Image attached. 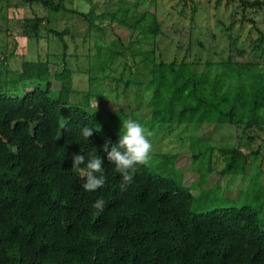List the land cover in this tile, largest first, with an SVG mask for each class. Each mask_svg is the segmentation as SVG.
<instances>
[{"label": "trees", "instance_id": "trees-1", "mask_svg": "<svg viewBox=\"0 0 264 264\" xmlns=\"http://www.w3.org/2000/svg\"><path fill=\"white\" fill-rule=\"evenodd\" d=\"M21 1L43 15L32 8V16L18 18L0 33L9 37L15 31L36 41L53 35L62 51L36 59L23 57L20 68L13 69L8 56L16 53L17 41L11 47L0 41V264H264L260 223V216L264 217V31L258 28L260 35L248 50L227 37L229 52L242 55L240 60L228 55L216 61H164L156 60L153 46L144 47L148 36L155 38L161 32L155 10L130 12L143 0L127 5L117 0L113 10H97L92 0ZM229 1L237 2L243 23L255 24L247 11H264V0ZM83 3L89 6L87 11L81 10ZM0 19L6 21L5 16ZM63 19L70 24L59 30ZM79 20L85 26L82 43L87 62L72 68L64 36L73 40ZM235 21L232 18L228 26L219 23L229 32ZM110 35L116 38L108 40ZM125 35L126 42L121 37ZM126 57L131 62L139 58L143 65L130 67L124 60L115 74L116 62ZM80 73L88 83L84 103L70 99L76 91L73 78ZM108 82L131 96L127 111H117L120 116H126L122 111L136 116L142 110V92L148 91L150 116L139 120L151 127L159 123L186 124L183 129L192 123L212 126L208 137L199 136L195 142L209 145L216 140L227 145L210 143L201 152L192 151L191 164L202 171L199 177L207 172L228 175L241 178L240 186L249 171L254 172L246 185L257 205L193 211L192 192L172 177L152 173L147 165H137L132 182L122 190V176L103 150L106 141L110 150L120 135L108 119L87 109L91 88L101 91ZM85 126L93 131L88 139L82 135ZM217 133H230L233 138ZM260 136L261 144L246 151L249 140ZM189 146L193 149V144ZM205 150L215 157V164L201 169L197 164ZM76 153L102 159L103 187L84 190L86 177L80 173L85 165L72 168ZM172 155L176 159L177 153ZM213 190H206V197ZM99 198L105 201L102 212L93 207Z\"/></svg>", "mask_w": 264, "mask_h": 264}, {"label": "rangeland", "instance_id": "rangeland-1", "mask_svg": "<svg viewBox=\"0 0 264 264\" xmlns=\"http://www.w3.org/2000/svg\"><path fill=\"white\" fill-rule=\"evenodd\" d=\"M96 4L97 10H113L117 8V0H92ZM143 0L141 1L136 10L130 12H136L141 14V11H153L155 10L158 21L161 24V32L153 38L148 36L144 42V47L149 49L152 46L156 51V60L172 61V60H201L206 58L210 60L224 59L230 55L233 59L240 60L242 55L238 54L235 50L229 52L227 37H232L237 40V45L244 50H248L253 41L259 37V29L264 31V11L251 12L247 11L246 16L255 20L253 23H243L241 20V9L237 7V2H231L229 0ZM228 1V2H227ZM137 0H124V3L134 4ZM7 4H10L9 7ZM14 4H18L14 6ZM123 5V4H121ZM32 8L36 9L39 15H43L39 9L22 3L21 0H0V17H6V21L0 19V29H4L6 25H14L18 18H24L32 16ZM194 13L192 14V12ZM235 11V17L232 13ZM193 15V19H192ZM129 22L134 20V17L129 13ZM235 19V24L229 32H227L219 22L222 21L226 26L229 25L231 19ZM69 21L63 19L59 21L57 28L59 30L69 25ZM259 28V29H258ZM121 28H116L117 32H120ZM126 30V29H125ZM129 31V29H127ZM13 31V30H12ZM85 31L84 22L82 20L75 22L73 28V40L71 37L64 36L68 45L67 54L72 57L69 60L72 62V68H76L77 64L83 67V63L87 62V58L83 54L85 52L84 45L82 43V34ZM132 33V31H130ZM12 36H4L0 33V41L6 42L7 46H12V41H17L18 48L14 55L8 56L10 64L13 69H19L22 58L36 59L37 57H43L48 55H54L61 52V45L57 37L48 35L40 38L39 41L35 39H27L25 37L16 35L13 31ZM134 35V33H133ZM124 42L127 41L129 36H121ZM108 40L115 39L116 36H106ZM1 44V42H0ZM93 52V48H92ZM76 57L79 60H76ZM119 60V59H118ZM127 60L129 66H137L141 68L143 65L139 58L135 61H130L128 57L120 59L115 64V74H118L121 69V64ZM121 65V66H120ZM51 70L54 68L52 65ZM118 68V69H117ZM100 72L96 73L97 77H100ZM104 74V73H103ZM107 83V81H105ZM73 87L76 89L74 94L71 95L72 101L84 103L83 97L88 87L87 77L84 73H80L74 76L72 81ZM102 90L98 91V88H91L92 93L89 96L88 110L100 113L101 119H108L107 124L112 127L119 135L122 127V120L131 118L147 129L150 128L153 133L151 139L153 145V151L150 162L147 164L150 171L154 174L172 177L176 182L188 188L193 196L194 202L191 206L193 211H206L217 205H235L240 206L243 203L257 205V201L254 200V196L248 185L250 177L248 175L254 172L249 171L246 175V183L244 186H240L241 178H235L231 176H219L201 174L196 170V166L191 164L192 151L201 152L204 148H207L211 144L227 145V142H218L212 140L209 145L204 141H197L199 136L208 137L213 131V127L206 124L192 123L187 129H183L186 125L183 124H156L151 127L150 122H146L139 118H149L150 106H148L149 92L143 91V106L142 110L135 112L136 116L132 117L130 112L122 111L123 115L120 116L117 111L124 108L127 111V103L130 102L131 96L126 92L122 93V87L112 85L108 82L107 85L102 84L100 87ZM117 94V95H116ZM136 103L133 104L135 108ZM106 108V110H101ZM133 113V112H131ZM110 116V117H109ZM129 116V117H128ZM215 133V132H213ZM184 135H188L187 138H183ZM217 136L222 138H233V134L230 133H217ZM261 136L256 137L253 140H249V146H246L247 150H254L261 144ZM190 143L193 144V149H190ZM188 148V150H187ZM206 151V150H205ZM177 153V157L172 155ZM218 162L221 161L219 158ZM212 162L215 164V157L212 158L211 154L206 153L199 157V163L197 167H200ZM257 162V160H256ZM202 169V167H201ZM214 174V173H213ZM208 176V177H207ZM264 182V176L261 177ZM214 188L211 197H206V190ZM222 193V197L219 193ZM260 223L264 229V217L260 216Z\"/></svg>", "mask_w": 264, "mask_h": 264}, {"label": "clouds", "instance_id": "clouds-1", "mask_svg": "<svg viewBox=\"0 0 264 264\" xmlns=\"http://www.w3.org/2000/svg\"><path fill=\"white\" fill-rule=\"evenodd\" d=\"M88 8L89 6L86 3L81 5L82 11H87ZM92 134V128L85 126L82 129L83 137L88 139ZM152 135L153 133L146 127L142 126L137 121L128 118L122 120L118 143L112 145L110 150V142L106 141L104 144L103 150L107 154V159L111 164H114L115 170L122 176V190L128 183L132 182L133 177L131 173L136 170V166L147 165L150 162L153 151V145L150 139ZM81 165H85L86 167V170L80 173L83 178L86 177L82 184L84 190L96 191L104 186L105 177L103 175V161L98 155L90 153L86 159L83 154H73L72 168L78 170ZM93 207L102 212L105 207V201L102 198H99L95 201Z\"/></svg>", "mask_w": 264, "mask_h": 264}]
</instances>
